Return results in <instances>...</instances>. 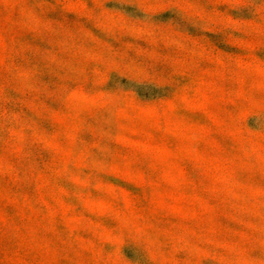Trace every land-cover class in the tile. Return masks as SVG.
Returning <instances> with one entry per match:
<instances>
[{"label":"rangeland","instance_id":"374dc122","mask_svg":"<svg viewBox=\"0 0 264 264\" xmlns=\"http://www.w3.org/2000/svg\"><path fill=\"white\" fill-rule=\"evenodd\" d=\"M0 264H264V0H0Z\"/></svg>","mask_w":264,"mask_h":264}]
</instances>
